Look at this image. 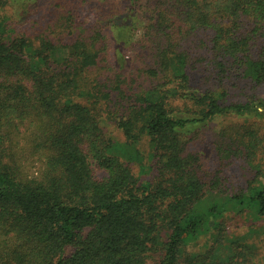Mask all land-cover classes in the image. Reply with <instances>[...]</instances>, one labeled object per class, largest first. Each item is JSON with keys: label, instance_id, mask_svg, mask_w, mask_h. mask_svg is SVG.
I'll use <instances>...</instances> for the list:
<instances>
[{"label": "trees", "instance_id": "16d2710c", "mask_svg": "<svg viewBox=\"0 0 264 264\" xmlns=\"http://www.w3.org/2000/svg\"><path fill=\"white\" fill-rule=\"evenodd\" d=\"M89 1L0 0V264H262L264 0Z\"/></svg>", "mask_w": 264, "mask_h": 264}, {"label": "rangeland", "instance_id": "374dc122", "mask_svg": "<svg viewBox=\"0 0 264 264\" xmlns=\"http://www.w3.org/2000/svg\"><path fill=\"white\" fill-rule=\"evenodd\" d=\"M48 2H46V4H44V8L42 10H40V12L37 13H30L28 16L24 19H18L16 18V21L14 22V24H16V22L20 21V22H24V29L27 28V26L29 28H27V30L30 32L31 31H35V28H32L33 24L37 23V25L40 26L44 25L45 22L49 19L48 18V11H46L45 14V7L49 5H51V2H55V0H47ZM75 2H77L78 4V9H79V15L82 21H86L85 23H89L94 21V19L96 18L97 10L94 4V1H84L82 2V0H74ZM52 8V10H55V8ZM145 21H143V23L140 25L141 28H139L137 35H136V39L135 40H139L141 43V45H139L138 47V51H142V38H143V28L146 26V18H143ZM130 54V52H128V55ZM236 94H239V91H235V93H230V95L228 96L229 100H232L233 98H235ZM257 95L263 96L264 95V86L260 87L257 90ZM240 97V96H238ZM243 97V96H242ZM235 120H240V122L242 121L241 118H231L230 116L227 117H220L217 118L215 120H213L212 122L209 123V125L206 128H203L201 131V140L203 141V144H206L207 146H210L211 142L213 141V138H216L215 132L216 130H219L223 125H228L231 122L235 121ZM215 131V132H214ZM106 132L108 135L111 136H116V137H120L122 138V134L120 132V130H118L116 128V126L112 123H108L107 128H106ZM262 133L264 134V129L262 130ZM200 139H198L199 141ZM202 143H199V146ZM20 148H21V153L23 156V159L28 162L29 165V172L31 176H35V177H40L42 176L44 169H45V164L44 162L41 160H39L36 156L31 155L29 153V148L30 145L25 142V141H21L20 142ZM204 166L208 169L211 170L216 167L217 164H215L213 159H208L206 157H203L202 159ZM131 168L133 170V172L138 175L139 174V169L138 166L136 165H131ZM225 175L228 178L227 184H226V188L230 191H238L242 188H244L247 183L253 179L257 178V174L256 171L254 169H252L248 163L244 160V159H239L236 160L234 162V164L229 167L228 169H226L225 171ZM145 177V176H144ZM264 179V178H263ZM244 219L240 218L237 220H232L228 223V229L229 231H235L237 233H243L244 231H246V227L243 224ZM151 263H153V260L149 261ZM264 264V262L262 263Z\"/></svg>", "mask_w": 264, "mask_h": 264}]
</instances>
